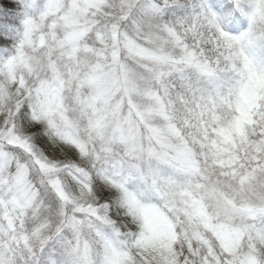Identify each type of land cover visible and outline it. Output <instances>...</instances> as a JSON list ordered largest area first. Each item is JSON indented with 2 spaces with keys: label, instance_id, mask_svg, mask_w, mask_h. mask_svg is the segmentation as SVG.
Returning <instances> with one entry per match:
<instances>
[{
  "label": "snow or ice",
  "instance_id": "snow-or-ice-1",
  "mask_svg": "<svg viewBox=\"0 0 264 264\" xmlns=\"http://www.w3.org/2000/svg\"><path fill=\"white\" fill-rule=\"evenodd\" d=\"M0 264H264V0H0Z\"/></svg>",
  "mask_w": 264,
  "mask_h": 264
}]
</instances>
